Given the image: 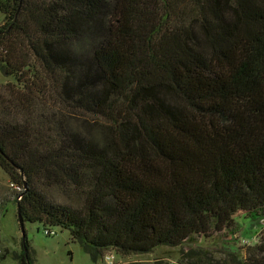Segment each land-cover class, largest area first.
<instances>
[{
	"label": "trees",
	"instance_id": "obj_1",
	"mask_svg": "<svg viewBox=\"0 0 264 264\" xmlns=\"http://www.w3.org/2000/svg\"><path fill=\"white\" fill-rule=\"evenodd\" d=\"M0 12V70L15 79L0 82V167L25 221L67 228L97 264L264 213V0ZM77 114L97 134L74 129ZM12 256L35 264L23 237Z\"/></svg>",
	"mask_w": 264,
	"mask_h": 264
},
{
	"label": "rangeland",
	"instance_id": "obj_2",
	"mask_svg": "<svg viewBox=\"0 0 264 264\" xmlns=\"http://www.w3.org/2000/svg\"><path fill=\"white\" fill-rule=\"evenodd\" d=\"M6 16L0 12V25ZM0 70V82L14 81ZM54 106V102H50ZM73 128L84 130L86 125L97 134V119L94 116L75 115ZM14 183L9 174L0 167V264H19L12 256L22 250V232L18 218L17 192L22 188ZM59 199H66L52 191ZM52 228L55 234H45ZM26 239L35 264H94L90 255L79 242L73 240L70 231L58 225L25 221ZM264 236V213L251 217L237 213L230 226L221 231L196 234L179 246H159L153 251L140 254H121L115 249L112 264H256L264 262V251L259 245ZM244 240H246L244 242ZM8 253L4 258L2 254ZM97 264H107L103 258Z\"/></svg>",
	"mask_w": 264,
	"mask_h": 264
},
{
	"label": "built area",
	"instance_id": "obj_3",
	"mask_svg": "<svg viewBox=\"0 0 264 264\" xmlns=\"http://www.w3.org/2000/svg\"><path fill=\"white\" fill-rule=\"evenodd\" d=\"M20 187V186H19ZM21 188V187H20ZM45 234L50 235V234H55V230L52 228H45ZM246 240H244L245 242ZM105 261L107 264H112L115 260V255L113 253H110V251H108L105 255H104Z\"/></svg>",
	"mask_w": 264,
	"mask_h": 264
},
{
	"label": "water",
	"instance_id": "obj_4",
	"mask_svg": "<svg viewBox=\"0 0 264 264\" xmlns=\"http://www.w3.org/2000/svg\"><path fill=\"white\" fill-rule=\"evenodd\" d=\"M18 218H19V223H20V228H21V232H22V236H23V240H26V232H25V220L20 212L19 209V204H18Z\"/></svg>",
	"mask_w": 264,
	"mask_h": 264
}]
</instances>
